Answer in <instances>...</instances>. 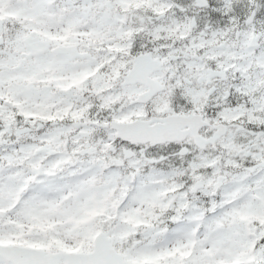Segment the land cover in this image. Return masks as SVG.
I'll return each mask as SVG.
<instances>
[{
	"label": "snow or ice",
	"instance_id": "6c2138e0",
	"mask_svg": "<svg viewBox=\"0 0 264 264\" xmlns=\"http://www.w3.org/2000/svg\"><path fill=\"white\" fill-rule=\"evenodd\" d=\"M0 264H264V0H0Z\"/></svg>",
	"mask_w": 264,
	"mask_h": 264
}]
</instances>
